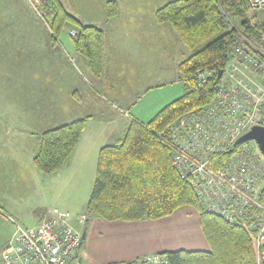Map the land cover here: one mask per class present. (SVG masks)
I'll return each instance as SVG.
<instances>
[{
  "label": "trees",
  "instance_id": "1",
  "mask_svg": "<svg viewBox=\"0 0 264 264\" xmlns=\"http://www.w3.org/2000/svg\"><path fill=\"white\" fill-rule=\"evenodd\" d=\"M46 1L45 18L53 44L62 43L59 38L65 30H76V53L92 75L101 76L104 29L83 22L61 0ZM118 12V2L109 0L107 18ZM155 17L158 23L171 25L191 51L178 64L184 93L149 121L133 119L121 138L100 148L87 209L110 221H137L166 218L189 206L197 211L210 248L162 252L166 260L158 264H257L253 232L208 210L191 177L175 166L172 127L181 116L196 113L213 101L224 83L233 46L239 44L264 59V12L252 8L248 0H169L157 9ZM203 69L209 72L205 82L197 76ZM85 126L86 119L79 118L43 131L34 164L45 174L59 171L76 149ZM260 195L264 201V189Z\"/></svg>",
  "mask_w": 264,
  "mask_h": 264
},
{
  "label": "crops",
  "instance_id": "2",
  "mask_svg": "<svg viewBox=\"0 0 264 264\" xmlns=\"http://www.w3.org/2000/svg\"><path fill=\"white\" fill-rule=\"evenodd\" d=\"M61 1L69 12L77 15L83 22L104 29L106 49L103 72L98 77L90 73L83 59L76 53L72 40L68 45L73 49L72 56L79 65L71 61L70 52L63 42L60 45L53 44L50 35L46 40L35 38L34 35L33 38H26L30 43L27 50L24 49L26 39L23 40L21 48L25 51L19 54L18 59L23 64L21 68L29 69L26 63L37 59L36 66L32 65L31 68L38 69L41 67L39 60L46 57L57 69L50 75L57 80L53 83L50 79L51 84L45 83L39 90L33 88V97L22 101L25 108L37 112L38 118L36 114L32 120H36L34 125H31L32 121L23 120L22 125L18 122V127L22 126L23 130L21 135L16 134L15 137L14 134V137L7 138L13 144L14 150L7 153L0 151V156L5 155L12 160V165L8 167L6 163H1L0 180L1 175L3 179L6 175L13 176V180L5 181L3 200H0V254L15 230L14 221L20 220L22 223L18 222L23 226L34 227L47 218L50 209L46 207V202L43 204L42 197H46L48 189L52 191L59 175L66 183L75 179L84 184L92 175H96L98 154L103 145L121 138L133 119L149 121L164 106L184 93V82L179 76L178 64L191 51L182 44L171 25L160 24L155 17L157 9L169 0H116L119 12L112 18H107L109 0ZM11 4L13 2H9L8 6ZM26 25L32 26L30 23H21L25 30ZM10 27L11 25L8 29ZM35 27L33 24V31ZM67 32L70 34L69 30ZM168 39L174 40L177 47H173ZM169 54L176 56L174 76L171 79L169 65L163 61L164 56ZM58 69L61 71L58 72ZM40 73L44 76L47 72L42 68ZM51 85L54 91L49 89L53 88ZM22 90L23 92L18 89L20 96L26 93L24 87ZM63 103L64 107H60ZM79 118L86 119V126L76 149L59 171L43 173L34 164L42 132ZM21 142L27 145L19 146L24 144ZM9 180L14 183L6 186ZM86 216L88 219V215ZM166 221L168 217L124 221L123 238L129 239L130 245L118 257L107 262L120 264L145 255L185 249L171 245L166 237L170 230L163 227ZM71 223L81 229L83 239H86L88 220L84 225L79 224L76 219H72ZM198 223L203 233L200 221ZM83 243L82 241L77 250L73 264H85L81 249Z\"/></svg>",
  "mask_w": 264,
  "mask_h": 264
},
{
  "label": "built area",
  "instance_id": "3",
  "mask_svg": "<svg viewBox=\"0 0 264 264\" xmlns=\"http://www.w3.org/2000/svg\"><path fill=\"white\" fill-rule=\"evenodd\" d=\"M48 27L46 0H28ZM264 12V0H248ZM76 36V30L70 32ZM224 83L213 101L196 113L181 116L172 127L173 162L191 177L203 205L254 234L256 263L264 264V154L254 140L237 142L253 126H264V59L236 44L230 51ZM264 57V52H262ZM74 62L75 57L69 56ZM209 72L200 70V81ZM227 151V154L222 153ZM87 222L85 214L54 207L39 225L14 221L15 230L0 254V264H73L83 233L71 220ZM166 257L145 255L124 264H158Z\"/></svg>",
  "mask_w": 264,
  "mask_h": 264
},
{
  "label": "rangeland",
  "instance_id": "4",
  "mask_svg": "<svg viewBox=\"0 0 264 264\" xmlns=\"http://www.w3.org/2000/svg\"><path fill=\"white\" fill-rule=\"evenodd\" d=\"M9 2H13V4L8 6ZM25 12L26 14H24ZM22 22L30 23L32 26L26 25L25 30V27L21 26ZM14 24H16V27ZM33 24L36 26L34 31L32 29ZM9 25L13 27L8 29ZM27 26H30V28L27 29ZM49 30L50 29L42 23L41 18L36 14L28 0H0V151L5 153L14 150L13 144L9 139L7 140L8 136L14 137L13 135L15 134L16 137V134L21 135L23 131L22 126L18 127V122L19 125H22L21 123L23 120L31 122L37 114L35 110H28L27 107L25 108L22 101L27 99V97H33L31 94L33 88L39 90L45 83L51 84L50 79L53 80V83L57 80L54 79L53 76H50L55 73L57 69L55 66L53 67L52 61H50L49 58L42 57L39 60L41 67H38V69L36 67L31 68L32 65L36 66L35 60L37 59H33L31 63L27 62L26 66H28L29 69L26 70L22 69L21 66H23V64L18 62L19 54H23V51L30 47V43L26 38H33L32 35H34L35 38L40 37L46 40L47 36L50 35ZM23 35H28L29 37H23ZM24 39H26L24 45L25 50L21 48ZM59 39L70 52V55H72L74 51L68 45L71 40L73 41L70 34L65 30L60 35ZM168 40L171 41L173 47H177V43H175L174 40ZM41 44L43 45V41ZM169 50L171 49L169 48ZM187 56L189 55L187 54ZM175 57V55L169 54V56H164L163 60L166 65H169L170 79L171 76H174ZM73 63L77 65V59H75ZM42 68L47 72L44 76L40 73ZM60 71L61 70L58 69V72ZM22 87H24V91H26V93H24L25 98L24 95L20 96V94H18V89L23 92ZM51 87L53 86L51 85ZM49 89L54 91V87ZM64 105L65 103L61 104L60 107H64ZM58 114L60 115L61 112H58ZM35 121H32L31 125H34ZM3 136H5V138H3ZM21 143L24 144H20L19 146L27 145L25 142ZM2 162L6 163L7 167L12 165V160L5 157V155L0 156V167H2ZM8 179L13 180V176L6 175L3 179L1 175L0 200L4 192V183ZM57 180L56 184L52 186V191L48 189L46 197H42L43 204L46 202V207L50 210L54 207H59L69 210L75 215L81 213L88 215V235L86 239H83L84 243L81 248L83 250L82 259L85 264H113L107 261L118 257L129 247L130 243L129 239L125 240L123 238L124 231L122 226L125 224L124 221L106 220L91 213L87 209V202L92 191L95 176L92 175L91 179L87 180L84 184L75 179L70 183H66V180L61 178L60 175ZM9 183L14 182L9 180L6 186H8ZM5 213L9 216L7 212ZM73 219H76V217ZM16 221L20 222V220ZM198 222V213L193 208L183 206L177 209L168 217V221L163 223L164 229L170 230L166 237L171 245H173V247L185 249H209L210 245L199 229ZM25 224L30 226V224L26 222ZM163 231L167 232L165 230Z\"/></svg>",
  "mask_w": 264,
  "mask_h": 264
},
{
  "label": "water",
  "instance_id": "5",
  "mask_svg": "<svg viewBox=\"0 0 264 264\" xmlns=\"http://www.w3.org/2000/svg\"><path fill=\"white\" fill-rule=\"evenodd\" d=\"M222 75V70H219L218 78ZM254 140L258 144L261 152L264 154V126H253L248 132L239 137L237 142ZM84 237V234L82 235Z\"/></svg>",
  "mask_w": 264,
  "mask_h": 264
},
{
  "label": "bare ground",
  "instance_id": "6",
  "mask_svg": "<svg viewBox=\"0 0 264 264\" xmlns=\"http://www.w3.org/2000/svg\"><path fill=\"white\" fill-rule=\"evenodd\" d=\"M258 57V56H257Z\"/></svg>",
  "mask_w": 264,
  "mask_h": 264
}]
</instances>
